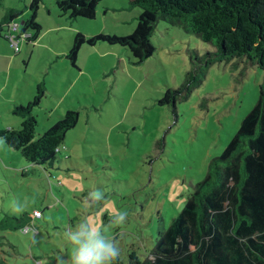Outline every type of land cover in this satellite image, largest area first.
Returning <instances> with one entry per match:
<instances>
[{
    "label": "rangeland",
    "instance_id": "1",
    "mask_svg": "<svg viewBox=\"0 0 264 264\" xmlns=\"http://www.w3.org/2000/svg\"><path fill=\"white\" fill-rule=\"evenodd\" d=\"M32 1L1 0L0 23L10 8L23 13L17 22L29 20ZM141 12L131 0H107L94 20H71L57 0H41L39 41L22 40L19 53L0 42V131L21 127L12 111L32 102L39 86L36 138L69 109L79 113L52 168L28 163L0 138V264H67L66 232L86 220L118 242L123 263L131 253L150 258L257 105L264 72L246 59L215 63L186 99L161 104L168 89L184 85L197 55L213 51L162 20L152 36L156 53L141 65L105 42L82 46L75 66L67 58L77 34L130 36ZM121 212L126 221L109 226Z\"/></svg>",
    "mask_w": 264,
    "mask_h": 264
},
{
    "label": "trees",
    "instance_id": "2",
    "mask_svg": "<svg viewBox=\"0 0 264 264\" xmlns=\"http://www.w3.org/2000/svg\"><path fill=\"white\" fill-rule=\"evenodd\" d=\"M40 1H32L29 20L18 22L22 34L31 33L28 42L37 41L42 32L37 22ZM104 1L57 0V5L62 17L94 20ZM131 4L142 10L134 33L126 37L77 34L67 55L74 66L82 46L95 47L99 42L120 46L130 52L134 65L143 64L156 53L152 36L162 20L184 26L213 51L197 55L184 85L168 89L161 104L175 107L180 98L186 99L215 63L246 59L247 65L264 72V0H131ZM22 14L15 8L7 11L0 38L4 28ZM37 93L28 105L12 111L23 119L21 127L1 130L0 138L28 163L52 168L68 132L78 124L79 113L68 110L36 138L39 123L32 108L41 103L40 86ZM119 264H264V82L257 105L224 152L211 161L180 214L160 232L150 258L141 260L131 253L126 263L120 260Z\"/></svg>",
    "mask_w": 264,
    "mask_h": 264
},
{
    "label": "clouds",
    "instance_id": "3",
    "mask_svg": "<svg viewBox=\"0 0 264 264\" xmlns=\"http://www.w3.org/2000/svg\"><path fill=\"white\" fill-rule=\"evenodd\" d=\"M96 193L95 198L99 199ZM17 211H20L17 209ZM127 218L126 212H121L113 218L109 217V226L122 225ZM66 237L72 244V252L67 264H119L121 249L117 241L97 230L88 220L81 221Z\"/></svg>",
    "mask_w": 264,
    "mask_h": 264
},
{
    "label": "built area",
    "instance_id": "4",
    "mask_svg": "<svg viewBox=\"0 0 264 264\" xmlns=\"http://www.w3.org/2000/svg\"><path fill=\"white\" fill-rule=\"evenodd\" d=\"M29 35L21 33V25L18 22H12L7 26V33L5 39L10 43L11 47L14 49L15 53L20 52V42L26 41ZM41 213L35 212L33 218H40Z\"/></svg>",
    "mask_w": 264,
    "mask_h": 264
},
{
    "label": "crops",
    "instance_id": "5",
    "mask_svg": "<svg viewBox=\"0 0 264 264\" xmlns=\"http://www.w3.org/2000/svg\"><path fill=\"white\" fill-rule=\"evenodd\" d=\"M60 16H61V15H60ZM61 17H62V16H61ZM1 34H2V37L0 38V42H1L2 40H4V41L7 42V40L5 39V35H6V34L3 33V32H2ZM26 34L29 35V36L31 35V33H29V32H27ZM37 41H39V38L37 39ZM37 41H35V42H37ZM26 42H28V41L26 40ZM28 43H30V41H29ZM22 105H23V104H22ZM69 110H70V109H69Z\"/></svg>",
    "mask_w": 264,
    "mask_h": 264
}]
</instances>
